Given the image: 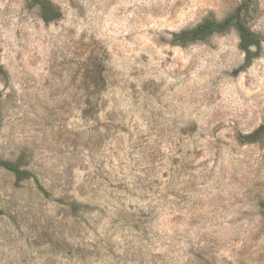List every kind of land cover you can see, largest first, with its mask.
I'll return each instance as SVG.
<instances>
[{
  "label": "clouds",
  "instance_id": "obj_1",
  "mask_svg": "<svg viewBox=\"0 0 264 264\" xmlns=\"http://www.w3.org/2000/svg\"><path fill=\"white\" fill-rule=\"evenodd\" d=\"M0 264H264V0H0Z\"/></svg>",
  "mask_w": 264,
  "mask_h": 264
},
{
  "label": "rangeland",
  "instance_id": "obj_2",
  "mask_svg": "<svg viewBox=\"0 0 264 264\" xmlns=\"http://www.w3.org/2000/svg\"><path fill=\"white\" fill-rule=\"evenodd\" d=\"M167 176V173H165V177Z\"/></svg>",
  "mask_w": 264,
  "mask_h": 264
}]
</instances>
